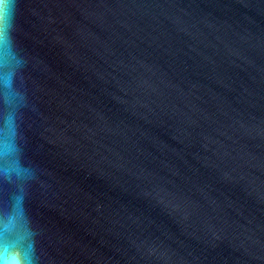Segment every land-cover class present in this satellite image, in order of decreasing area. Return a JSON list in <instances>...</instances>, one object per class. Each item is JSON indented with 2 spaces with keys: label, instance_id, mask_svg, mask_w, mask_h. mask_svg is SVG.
<instances>
[{
  "label": "water",
  "instance_id": "obj_1",
  "mask_svg": "<svg viewBox=\"0 0 264 264\" xmlns=\"http://www.w3.org/2000/svg\"><path fill=\"white\" fill-rule=\"evenodd\" d=\"M0 264H264V0H0Z\"/></svg>",
  "mask_w": 264,
  "mask_h": 264
}]
</instances>
